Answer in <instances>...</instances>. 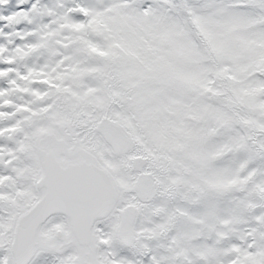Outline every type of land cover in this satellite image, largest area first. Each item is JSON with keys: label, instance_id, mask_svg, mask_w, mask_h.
Returning a JSON list of instances; mask_svg holds the SVG:
<instances>
[{"label": "snow or ice", "instance_id": "obj_1", "mask_svg": "<svg viewBox=\"0 0 264 264\" xmlns=\"http://www.w3.org/2000/svg\"><path fill=\"white\" fill-rule=\"evenodd\" d=\"M0 264H264V0H0Z\"/></svg>", "mask_w": 264, "mask_h": 264}]
</instances>
